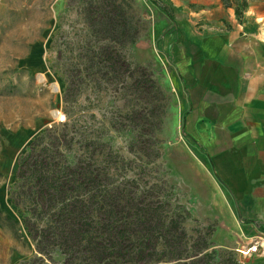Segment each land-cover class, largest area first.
I'll list each match as a JSON object with an SVG mask.
<instances>
[{"label": "rangeland", "instance_id": "1", "mask_svg": "<svg viewBox=\"0 0 264 264\" xmlns=\"http://www.w3.org/2000/svg\"><path fill=\"white\" fill-rule=\"evenodd\" d=\"M155 2L0 0V264H10L13 252L27 257L19 264L31 258L45 259L32 264H65L53 244L51 261L38 252L9 195L20 156L46 128L65 123L66 112L84 134L82 147L93 139L90 149L98 171L109 174L111 201H124L120 217L130 232V255L143 238L167 237V247L157 250L165 254L146 247L140 264H256L239 259L224 242L219 219L208 213L224 211L225 201H200L206 191L218 195L208 158L186 133L187 100L172 63L180 44L167 43L174 18L186 21L204 4ZM115 48L130 72L111 69ZM174 255L190 258L155 262ZM81 258L76 253L71 264Z\"/></svg>", "mask_w": 264, "mask_h": 264}, {"label": "crops", "instance_id": "2", "mask_svg": "<svg viewBox=\"0 0 264 264\" xmlns=\"http://www.w3.org/2000/svg\"><path fill=\"white\" fill-rule=\"evenodd\" d=\"M175 20L167 43H179L172 63L187 100V135L205 150L218 197L224 242L235 250L258 244V253L240 260L264 262V0H247L240 18L220 0ZM198 27V28H195ZM172 59V58H171ZM1 204V201H0ZM263 253V254H262ZM24 257L13 252L10 264Z\"/></svg>", "mask_w": 264, "mask_h": 264}, {"label": "trees", "instance_id": "3", "mask_svg": "<svg viewBox=\"0 0 264 264\" xmlns=\"http://www.w3.org/2000/svg\"><path fill=\"white\" fill-rule=\"evenodd\" d=\"M235 1L237 0H224L226 7L232 8L236 4L235 15L240 18L247 8V0L239 3ZM117 11L125 20L119 7ZM164 12L173 20L172 15L165 10ZM110 61L114 72H130L132 69L117 48L114 59ZM128 78H132L131 75ZM149 82L155 84L150 76ZM64 102L68 104L67 91ZM66 114L65 123L60 127L46 128L29 144L26 153L19 158L16 181L10 188L9 201L20 214L32 240L36 242L38 252L51 261V252L55 249L50 250L49 246L53 244L64 254L65 264H71L76 253L82 256L78 264H140L146 247L152 249L155 255H164L165 250H157L162 244L167 247L165 235L155 238L148 236L145 240L143 238L132 256L127 251L126 243L130 241V232L120 217L124 201H120L122 205L111 201L110 191L105 183L109 174L98 171L96 153L90 149L95 144L93 139H87L89 143L82 147L84 134L77 130V121L67 112ZM201 151L205 153L202 148ZM20 198H23L22 206ZM39 214L44 215L45 219L37 217ZM149 216V213L144 214L143 219L148 220ZM9 219L12 220L10 217ZM182 232L185 235L183 230ZM52 236L54 240L51 242ZM207 256L205 254L200 261ZM189 258L174 255L159 258L155 262H178ZM44 260L31 258L21 264ZM228 262L241 264L237 260Z\"/></svg>", "mask_w": 264, "mask_h": 264}, {"label": "built area", "instance_id": "4", "mask_svg": "<svg viewBox=\"0 0 264 264\" xmlns=\"http://www.w3.org/2000/svg\"><path fill=\"white\" fill-rule=\"evenodd\" d=\"M258 249H259L258 244H254L244 249H237L236 252L240 257L247 258L254 254H257Z\"/></svg>", "mask_w": 264, "mask_h": 264}, {"label": "water", "instance_id": "5", "mask_svg": "<svg viewBox=\"0 0 264 264\" xmlns=\"http://www.w3.org/2000/svg\"><path fill=\"white\" fill-rule=\"evenodd\" d=\"M59 115H60L59 112H54L53 118L58 120L59 119Z\"/></svg>", "mask_w": 264, "mask_h": 264}, {"label": "bare ground", "instance_id": "6", "mask_svg": "<svg viewBox=\"0 0 264 264\" xmlns=\"http://www.w3.org/2000/svg\"><path fill=\"white\" fill-rule=\"evenodd\" d=\"M263 254V253H262Z\"/></svg>", "mask_w": 264, "mask_h": 264}]
</instances>
